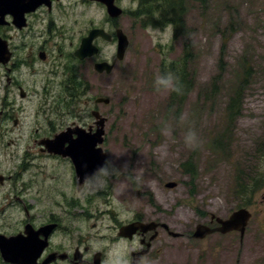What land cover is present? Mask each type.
Wrapping results in <instances>:
<instances>
[{
	"label": "flooded vegetation",
	"instance_id": "af4514ba",
	"mask_svg": "<svg viewBox=\"0 0 264 264\" xmlns=\"http://www.w3.org/2000/svg\"><path fill=\"white\" fill-rule=\"evenodd\" d=\"M177 1L0 0V264H170L167 254L179 241L196 240L195 230L184 232L167 220L155 195L146 194V205L132 199L131 209V151L114 147L119 163L111 165L106 148L111 131L100 110L110 102L97 103L102 97L90 95L84 74L115 70L114 57L121 61L120 31L129 42L126 53L130 47L131 17L145 27L174 28L161 12L173 3L181 10L201 4ZM245 5V29L253 37L259 28L249 27L257 15L251 9L264 6V0H245ZM126 17L128 30L121 24ZM93 31L103 35L87 45L95 52L82 58L79 51ZM104 63L113 67L110 73L96 69ZM96 113L106 119L102 135ZM111 171L115 184L90 188ZM147 174L149 183L161 172ZM112 191L116 200L127 203L124 210L112 203ZM97 199H104L103 212L91 210ZM253 222L251 214L242 235L232 232L249 252ZM209 225L217 226L211 218ZM263 225L264 219L257 227ZM254 244L257 256L264 258V248Z\"/></svg>",
	"mask_w": 264,
	"mask_h": 264
},
{
	"label": "rangeland",
	"instance_id": "374dc122",
	"mask_svg": "<svg viewBox=\"0 0 264 264\" xmlns=\"http://www.w3.org/2000/svg\"><path fill=\"white\" fill-rule=\"evenodd\" d=\"M208 1L205 7L200 4L187 10L186 27L191 34L186 38L175 37L172 26L145 27L131 17L130 47L120 62L114 57L115 70L100 76L91 69L84 73L92 87L90 95L110 99L100 110L108 118L106 131H111L106 147L111 165L119 163L113 158L114 147L119 152L131 151V179L135 180L131 209L132 199L146 205V194L155 195L167 220L179 223L184 232L199 224L209 225L212 215L226 219L244 206L243 198L233 192L236 174L241 175L242 184L251 185L264 173V6L251 9L257 15L249 27L258 24L259 28L251 37L245 29V0ZM121 24L127 30L130 27L127 17L121 18ZM185 44L192 46L188 65L194 87L177 110L168 108L172 85L163 80L161 68L180 62ZM247 72L250 77L246 76L243 85L241 116L231 126L230 136L223 138L224 151H216L212 143L225 134L224 113L231 87ZM216 77L220 79L218 95L211 92ZM188 163L196 167L194 180L185 172ZM155 169L160 177H150L146 183L147 172ZM168 182L178 186L168 190L164 186ZM108 183L115 184L112 171L90 188ZM263 185L245 197L246 208L254 214L250 252L242 249L238 233L215 234L201 241H179L177 249L167 254L170 264H264L254 244L264 248V225L257 227L264 219ZM111 201L118 210L126 208L127 203L116 200L113 191ZM90 206L103 212L104 199Z\"/></svg>",
	"mask_w": 264,
	"mask_h": 264
},
{
	"label": "trees",
	"instance_id": "16d2710c",
	"mask_svg": "<svg viewBox=\"0 0 264 264\" xmlns=\"http://www.w3.org/2000/svg\"><path fill=\"white\" fill-rule=\"evenodd\" d=\"M202 4L203 0H199ZM179 4V0L177 1ZM177 6L173 3L172 9L168 11L161 12V18L165 22V24H173L174 25V34L175 37L186 38L191 34V28L186 27L185 15L187 14V10L183 6V10L176 8ZM179 7V6H178ZM201 7H203L201 5ZM169 19V20H168ZM173 20V21H172ZM192 57V46L185 44L184 46V55L180 62H173L169 65H165L161 68V76L164 81L170 82L172 85V90L170 94V103L168 108H176L178 110L179 106L183 104V102L190 96L192 93L194 76L189 69L188 63L190 62ZM222 60L220 63L222 65ZM246 76L250 77V72H247L246 75L242 74L236 85L231 87V94L227 99L225 106V124L222 134L225 132L222 138H215L213 140V148L217 151H224L225 148V140L223 138H228L232 131L231 126L238 121L241 116L242 107H243V85L247 83ZM220 79L215 78V82L211 88V92L218 95V91L216 90V86L218 88V83ZM208 98L212 99L209 95H206ZM172 105V106H171ZM178 107V108H177ZM180 111V110H179ZM179 112H177L178 114ZM222 134L220 136H222ZM188 168H185V172L192 178V180L196 177V167L193 168L192 164H187ZM241 175L238 173L234 179V187L233 192L235 194L240 195V198L245 196H251L256 190L257 186L264 184V173L257 176L253 181V184L247 185L242 184ZM262 182V183H261ZM264 186V185H263ZM262 186V187H263ZM245 201L244 206H247V199H243ZM239 207H242L241 205Z\"/></svg>",
	"mask_w": 264,
	"mask_h": 264
},
{
	"label": "water",
	"instance_id": "95a60500",
	"mask_svg": "<svg viewBox=\"0 0 264 264\" xmlns=\"http://www.w3.org/2000/svg\"><path fill=\"white\" fill-rule=\"evenodd\" d=\"M99 35H103V33L101 31H93L91 33L90 37L86 41L83 42L82 48L79 51V54L81 55L82 58L86 57L88 55H92V53L95 52V50H93V51L89 50L87 45L90 46L92 40ZM128 45H129V42L127 40V37L123 34L122 31H120L119 32V43H118L119 47H118V54H117L118 60H122L124 58L126 50L128 48ZM112 68H113L112 66H110L106 63L98 64L96 66V69L100 73L103 71L110 73L112 71ZM109 102H110L109 99H105V98H100L99 100H97V103L109 104ZM95 116H96V118L101 119V121H100L101 128L98 131L102 135L103 134V127H104V124L106 122V119L103 118L98 113H96ZM88 152H89V150H88ZM104 157H103V160L101 162L103 164L105 163ZM77 170H82V168H80V166H77ZM177 186H178L177 182H168L165 185V188L168 190H173ZM250 217H251V213L249 212V210L244 209V208H241V209L234 211L226 219H222V218L216 217L215 215H212L211 216V224L216 223L217 226L211 227L210 225L199 224L196 226L192 237H193V239H196V240H203V239L207 238L208 236L216 234V233H219L221 235H227V234L232 233V232H239L242 235ZM140 225L145 226L142 224H140ZM164 226H166V225H164Z\"/></svg>",
	"mask_w": 264,
	"mask_h": 264
}]
</instances>
